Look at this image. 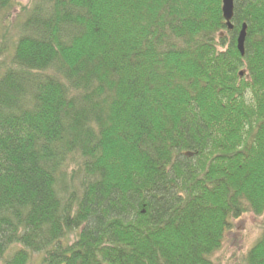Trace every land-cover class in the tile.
Listing matches in <instances>:
<instances>
[{
  "label": "trees",
  "instance_id": "16d2710c",
  "mask_svg": "<svg viewBox=\"0 0 264 264\" xmlns=\"http://www.w3.org/2000/svg\"><path fill=\"white\" fill-rule=\"evenodd\" d=\"M232 25L222 0L19 10L0 50V264H215L236 220L264 216V0H235ZM240 264H264V221Z\"/></svg>",
  "mask_w": 264,
  "mask_h": 264
},
{
  "label": "rangeland",
  "instance_id": "374dc122",
  "mask_svg": "<svg viewBox=\"0 0 264 264\" xmlns=\"http://www.w3.org/2000/svg\"><path fill=\"white\" fill-rule=\"evenodd\" d=\"M32 0H16L15 9L9 14L4 28H0V50L5 47L9 50L11 38L15 37L16 30L14 24L19 10L29 6ZM16 31V32H15ZM18 33V32H17ZM5 57L0 56V66L4 63ZM264 216L256 217L247 215L234 222L233 228L227 233L226 242L223 247L216 252L212 260L215 264H240L242 258L250 250L255 241L260 237L261 225ZM70 243L75 241L74 235H70ZM43 255L33 254L29 264H42ZM2 264V263H1Z\"/></svg>",
  "mask_w": 264,
  "mask_h": 264
},
{
  "label": "water",
  "instance_id": "95a60500",
  "mask_svg": "<svg viewBox=\"0 0 264 264\" xmlns=\"http://www.w3.org/2000/svg\"><path fill=\"white\" fill-rule=\"evenodd\" d=\"M222 12L228 28L230 30L233 29L232 20L234 17V0H222ZM246 30L247 27L244 25L241 35L237 41L238 49L242 56L245 54V41L247 36Z\"/></svg>",
  "mask_w": 264,
  "mask_h": 264
},
{
  "label": "bare ground",
  "instance_id": "6f19581e",
  "mask_svg": "<svg viewBox=\"0 0 264 264\" xmlns=\"http://www.w3.org/2000/svg\"><path fill=\"white\" fill-rule=\"evenodd\" d=\"M76 8L78 9V7H76ZM234 11H235V0H234ZM240 35H241V32L238 34V38L237 39H239Z\"/></svg>",
  "mask_w": 264,
  "mask_h": 264
}]
</instances>
